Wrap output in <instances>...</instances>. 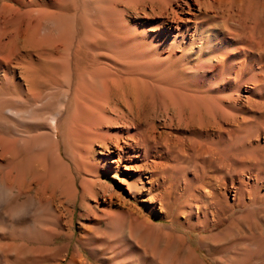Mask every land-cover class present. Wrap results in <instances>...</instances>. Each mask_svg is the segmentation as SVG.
Instances as JSON below:
<instances>
[{
	"label": "rangeland",
	"instance_id": "1",
	"mask_svg": "<svg viewBox=\"0 0 264 264\" xmlns=\"http://www.w3.org/2000/svg\"><path fill=\"white\" fill-rule=\"evenodd\" d=\"M183 1L0 0L1 11L15 16L7 18L2 25L6 41L15 39L17 33L27 28V21L16 18L15 11L37 10L58 19L63 34L56 47L45 48L47 53L42 59L45 63L36 65V73L42 78L59 79L63 85L69 80L70 95L78 82L85 83L89 78L106 88L112 78L138 76L135 79L141 95L137 104L138 126L130 128L122 120L110 122L116 115L108 111L104 114L108 121H104L101 131L111 137L120 135V144L134 143L139 138H126L129 133L144 132L149 140L139 146L142 149L139 157H135L137 149L133 144L129 154L119 162L115 161L119 148L114 139L106 145L93 141L92 164L86 166L80 161V171L74 169L79 190L76 202L66 200L59 204L60 190L48 173L36 175L38 181L22 189L12 187L8 192L0 191V259L2 251L13 256L12 261L2 259L0 264H70L77 250L91 264H264V82L254 83L253 78L260 66L256 65L254 71L246 65L238 74L233 73L231 80L227 77L223 82L222 78L228 76L224 72H207L206 77L205 73L204 76L198 73L196 66L207 56L205 34H209L211 42L212 36L225 33L227 37L231 35V43L237 44L234 33L241 30L232 21L222 25L224 17H229V2L225 1L222 6L228 9L217 10L215 19L205 21V13H199L195 0L188 1L197 17L186 13L188 9ZM236 1L238 7H232L235 18L246 34L259 36L257 43L261 42L264 40V0ZM180 5L184 13L178 12L179 22H173L170 10L163 8L178 9ZM212 12L216 13L214 8ZM185 18H190V27L182 37L176 26L184 25ZM195 21L202 26L201 31L204 29L203 39L195 32ZM45 22L53 32V22ZM159 22H163L161 27ZM248 39L247 42L254 44V39ZM32 57L37 58L34 52ZM259 57L253 50L243 58L257 60ZM55 61L60 67L59 72L55 69L56 73L53 72ZM47 89H42L43 94ZM172 89L202 95L207 103L210 99L219 102L232 93L234 96L219 104L225 110V119L221 114L215 115L216 118L207 116L205 119H212L211 123L201 128L194 118L190 127H186L188 118L184 117L189 113L180 108L178 112L173 107ZM0 90L8 96L22 95L21 88L14 84ZM111 93V97L116 94L113 89ZM61 110L59 129L65 136L70 113L65 107ZM86 119V116L78 119L80 127H84ZM215 120L221 127L215 125ZM82 133L83 130L78 135L80 143H90L83 139ZM70 145L64 138V147L69 152ZM88 179L96 181L95 196L83 193V184ZM128 182L137 183L136 194L131 193ZM106 184L108 189L104 191L102 185ZM51 187L57 190L56 196L51 195ZM198 190L204 192L207 204L213 203L211 208L217 211L216 216L211 211L207 215L195 214L196 204L201 202L190 199ZM189 202L195 209L191 215L184 207ZM9 206H13L12 212L8 211ZM207 222L208 227L203 228ZM135 224H140L141 230H136ZM214 234L217 236L206 251L201 239ZM178 236L185 237L196 253L189 252Z\"/></svg>",
	"mask_w": 264,
	"mask_h": 264
},
{
	"label": "bare ground",
	"instance_id": "2",
	"mask_svg": "<svg viewBox=\"0 0 264 264\" xmlns=\"http://www.w3.org/2000/svg\"><path fill=\"white\" fill-rule=\"evenodd\" d=\"M195 1H196V4L199 6V10H200L199 13H201L202 11H204L205 13V15H203L205 16V21H208L209 19L210 20L215 19L214 17H215V14H217L218 12L217 10H221L222 12H224L225 9L229 8L227 10L229 17H226L224 15L225 23L222 22V25L225 24L227 26L228 22L232 21L233 24L235 26L238 25V28L241 30V32L234 33L237 44L236 42L231 43V35L227 37L225 33L221 36H218V34L217 35L214 34L215 36H212L211 42L208 39L209 34L207 35L205 34V42L206 43L208 42L207 46H205L206 47L205 55L207 56L203 63H200L199 66H196V69H197L196 71L198 73L201 72L202 74L205 73V77L208 75L207 72H213V73H217L219 71L224 72L228 76L223 77V78L221 77L222 78L221 81L223 82V81H227L226 80L227 77L230 78L231 80L233 77L232 74L233 73L238 74V71L246 65L249 66L250 70L253 69L256 65H259L260 67L258 68L260 71L255 73V75L253 76V78H255L254 83L255 81L264 82L263 78L261 79V76H264V40H262L261 42L259 40V42L257 43V39L259 36H255L254 34L249 35L250 33L249 34L245 33L246 31H244L245 29L243 28L241 22L237 20L235 18V14L232 13L233 8H234L233 6L235 5V7H238V4H237L238 2L236 0H230V1H227V0H195ZM224 2L225 3L229 2L230 7L222 8ZM89 3L91 4L90 1ZM182 4L186 7V10L188 9L186 13H189V15H195V16L196 14L198 15V13L194 11L191 2H189L188 0H184ZM182 8L183 7H181L180 5L178 9L169 8L168 6H164L163 9L165 10L169 9L170 10L169 12H171L172 14L173 22H179L178 12H180L181 14ZM213 8L215 9L216 13L212 12ZM12 14L6 15L0 9V88L5 89V88H8L10 85L14 84L16 85V87L18 86L21 88L22 95L20 97L8 96L9 94L5 95V93L0 90V173L2 174L0 178V191L8 192L7 190L9 188L11 190L12 187L17 188V189L18 188L22 189V186L30 184L31 182H34V180L38 181L36 175L42 176L44 173H48V175H51L53 177L51 178L53 181L55 178V181L57 184L56 189L60 190L59 195L57 196L59 197L57 198L59 204L64 203L66 200L68 202L69 201L76 202L74 200L78 197L79 190L76 186L74 169L80 171V164H79L80 161L86 166L89 164H92L91 161L93 159L90 153L93 150L91 149V146L93 145L92 143L93 141H98L106 145L109 143V141L111 142V140L114 139L117 148H119V151L117 153L118 158L115 159V161L117 162H119L126 155L129 154L130 152L129 147L132 148L133 144L137 149L135 151L136 152L135 157H139L140 151L142 150L141 147L139 146H144L149 141L147 139L148 137L144 135V132H142L143 134L141 133L139 134V132H137L136 134L129 133L126 137V138L133 139L139 136V138L134 143H131L129 141H124V144H120V141L118 142V138H120L119 137L120 135L111 137V135L109 136L107 134H103V132L101 131L102 126H104V124L108 121V119L104 117V114L108 111H113L115 112V115H116L113 120H109L110 122L117 123L120 120H122L126 124H129L130 128L131 127L136 128V125L138 124V120H139L138 119L139 117L138 108L139 107L137 104L139 101L138 99H140L139 96H141L140 91L138 90L139 86H136L135 84L138 76L135 78L136 80L132 79V77L130 78V76L124 77L121 79L112 78L110 80L112 83H110V85H108L106 88L98 81L94 80L93 82V79L88 77L89 79L88 80L86 79L85 83L78 82V86L76 85L75 92L72 95H70L69 80L67 81V84L65 83V85H63L64 82H60L59 79L54 80L53 77L42 78L41 75H38L39 73H36V65H40V64L43 65L45 63V61L42 59H43V55L47 53L46 49L49 46L56 47V45H58L59 39L62 36L61 34H63L62 33L63 31H62V28L60 27V23L58 19L56 17H50L49 14H47L49 16L47 15L45 16L43 12L41 13L40 11H37V10H29L25 12L15 11V15H18V17L16 18L20 17L19 19L27 21V24H26L27 28L24 29V31L17 33L18 36L15 39L13 40L8 39V41H6L5 39L6 33L4 32L5 31L4 28L2 29V25L6 24L5 20L7 18L10 19L12 17L13 18L15 17L14 14L13 15ZM188 19L190 20V18H185L183 20L185 21L184 25H181L179 23L178 27L176 26V30H179V31L181 30L180 33L182 37L183 36L185 37L186 32L189 30L190 21H188ZM47 20H50L53 22V25H54L53 32L51 29H49L45 25L46 24L45 21ZM162 23L163 22H159L160 27L162 26ZM195 23L196 21L194 22V24ZM206 23L208 22H205V24ZM198 26H199V29H198ZM194 27L196 28L195 29L196 34L199 33L198 35L199 38L203 39L204 37L202 34L204 32V29L201 31L202 26H200L199 24H195ZM207 29H209V26L206 27V30ZM206 30H205V33H206ZM166 31L168 34L170 33L168 32L169 28ZM174 35L175 37H177V33H175ZM249 37H251L252 41L254 39V44L252 42L246 41ZM261 37H263V35ZM218 40H221L222 42ZM223 48L225 50L221 52V49ZM249 50L251 52H253V50H256L260 54V57L257 60H249L247 58H243V57H246V55L250 52ZM33 52L37 56L35 60L33 59L35 56L32 57ZM230 59L232 60L231 62H229ZM58 65L59 63L57 62L53 70L54 73H56L55 69L57 70V72L60 71V67H58ZM253 70L255 71V69ZM17 72H19L18 76L16 74ZM94 75L96 74L94 73ZM17 78H19V80H17ZM138 80L140 81V78H138ZM131 84H133L132 87H131ZM137 84L140 85L139 83ZM44 87H48L47 89L48 92H46V94L45 93L43 94L42 92V89ZM92 89L94 91H92ZM111 89H113L116 93L114 97L110 96ZM178 90H174L173 92L174 94H172V96L170 97H173L172 105L173 107H176L177 111H178V108H180L186 113H189V116L185 115L184 117L185 119L188 118V120H185L186 127H190V122L194 118H197L200 124L199 127L201 128H205L204 126H208L211 123L210 120L212 119H209V120L205 119L207 116L214 117L215 115L221 114L222 117L225 119L226 118V115L224 114L225 110L223 109V107L221 108L219 104L221 103V101H223V99L233 98L234 96L232 93V95L225 96V98H221L219 102L218 101H216V103L213 102L215 100L211 102V99H210V102L207 103L204 101L205 98H203L204 96L202 97V95H193L191 93L187 94L186 92L183 93L184 91L181 93ZM50 92L51 93L54 92L53 95ZM49 93L51 95H49ZM111 95L113 94L111 93ZM34 98L36 99V101H34ZM69 100H70V103H69ZM64 107L67 108L68 112L70 113L66 129L64 130L65 136H63L64 133H62V131L60 132L59 125L62 119L58 117V115L60 114V111H62L61 109ZM177 111H174L175 115ZM83 116H86L87 119L85 121L84 127H80V123L78 121L80 120L81 117L83 118ZM216 120L215 122L217 124L215 125L219 126L220 123L219 121H216ZM191 126H195V124ZM127 128L129 129L128 125H127ZM82 130H83V133H82L83 139L85 141L90 142L85 145H82V143H80V141L82 140L78 138V135L79 134L81 135ZM128 131H130V129ZM64 138L68 142V144H71L70 146H71L72 151L69 152L68 149H65ZM146 154L147 152L145 153V155ZM112 176L116 178L118 177L116 176V174L115 175L113 174ZM93 179H88L89 181H86L87 183L84 182L83 184L84 192L83 191L82 192L86 194V196H87V193H91L92 195L97 194V192L95 191L96 181ZM48 182L49 181H47V183ZM44 186L46 185L44 184ZM102 187L104 191H107L108 189L107 184L102 185ZM128 188L131 191V193L136 194L137 189L139 187L137 186V183L135 182L134 183L128 182ZM56 189H54V187H51V190H52L50 191L52 192L51 195L52 194L53 196L57 195L58 192L56 193L57 191ZM200 192L201 191L197 193L196 192L193 193L190 199L195 202L197 201L201 202V204L198 206H197L198 203L196 204L195 209H197L198 211L195 212V214L198 215L200 213V214L207 215V212L211 211L210 213H212L213 217L216 216L217 211H214L211 208L214 206L213 203L212 202L209 203L210 201L209 199L208 200L209 204H207L206 200L204 201V192L203 193H200ZM112 195H113L112 192H110L109 196H112ZM114 195H117L118 197H120V194H118V192H115ZM85 198L86 197H84L83 199ZM0 202H1V196H0ZM26 202H30V201H26ZM191 204L189 202L185 206L183 205L184 207H187L188 215H191L193 212L192 210L194 209V208L192 209ZM8 211L12 212L13 206L8 208ZM107 214L109 215V213ZM125 217L127 219L126 214H125ZM0 218H1V214H0ZM207 223L204 224L203 228L208 227L209 222ZM134 226L136 230L140 229L141 227L140 224H135L133 225V227ZM216 236L217 234L203 237L201 239V246L204 249H206V251L209 250L208 247L213 242ZM178 237H179L178 239H180L182 243L185 244L186 249L189 252L191 253L195 252L194 249H192L186 243L185 237H182V236H178ZM1 247H2V244H0V249ZM2 253H3L2 259L5 260V262L12 261L13 256L10 257L8 254L4 253L3 251ZM92 254L95 257V253L92 252ZM15 256H18V255H15ZM14 260L15 259H13V261ZM70 264H91V263L85 258H83L80 251L77 250L72 254L71 259H70Z\"/></svg>",
	"mask_w": 264,
	"mask_h": 264
}]
</instances>
